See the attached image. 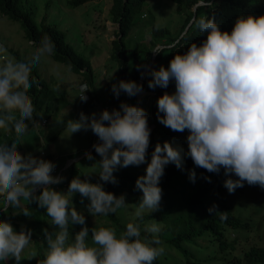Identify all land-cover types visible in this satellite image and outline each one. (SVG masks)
Here are the masks:
<instances>
[{"label":"clouds","instance_id":"clouds-1","mask_svg":"<svg viewBox=\"0 0 264 264\" xmlns=\"http://www.w3.org/2000/svg\"><path fill=\"white\" fill-rule=\"evenodd\" d=\"M193 7L212 8L213 3L198 0ZM193 25L201 36H206L199 45L190 43L185 53L174 55L167 68H137L143 69L141 78L151 77L149 89H167L174 83V92L165 91L157 98V120L171 131L187 130V151L169 142L157 143L149 162L146 157L152 126H148L147 114L137 103L121 102L119 109H105L99 115L81 112L78 119L57 123L66 125L69 137L91 130L98 138L99 143L92 147L101 159L93 166H98L103 183H91L77 175L66 193L51 187L65 179L63 171L61 176L52 174L54 163L17 151L30 124L41 128L34 119L36 109L29 95L37 83L32 70L42 59L55 55V44L47 35L38 45L29 41L35 47L27 61L10 56L5 45L0 44V130L14 135L11 144L0 142V207L7 212L9 208L20 209L23 203L25 217L32 216L28 207L31 203L46 210L56 230H43L47 247L37 264H153L164 254L159 222L152 220L144 227L151 239L142 237L139 225L131 222L117 235L115 227L89 229L85 216L73 206L72 197L79 193L81 203L89 201L86 207L92 217H107L126 209L129 204L124 195L117 197L104 190V183H118L113 174L118 168L147 164L145 174L135 182V189L142 192L134 213L140 219L146 211L152 213L160 208L163 192L159 183L165 167L173 164L183 170L186 158L209 173L219 174L223 169L225 177H229L223 187L229 194L245 183L264 189V15L237 17L230 33L221 31L215 18L204 13L192 17L189 27ZM153 53L159 54V48ZM140 82L120 80L111 91L116 98L122 92L135 97V102L140 94V103L141 95L152 94L143 91ZM87 91V84L81 86L80 94L77 91L81 102L87 101ZM86 159L94 157L86 153ZM233 175L237 178L232 179ZM204 179L211 183L209 177ZM189 180L195 183L194 170H189ZM207 211L218 213L221 221L227 220L226 212H218L215 204ZM74 225L81 228L73 236L70 228ZM31 236V230L23 226L17 232L10 222L0 221V261L13 258L20 264L22 253L33 244ZM30 256L35 258L37 252L32 250Z\"/></svg>","mask_w":264,"mask_h":264},{"label":"trees","instance_id":"trees-1","mask_svg":"<svg viewBox=\"0 0 264 264\" xmlns=\"http://www.w3.org/2000/svg\"><path fill=\"white\" fill-rule=\"evenodd\" d=\"M90 1L94 0H68V5L75 8L90 3ZM175 1L179 5V9H176V15H178V17L171 19L169 25L166 26H158L151 20L149 42L146 45H141L140 51L133 50L136 63L133 67V80L138 81L140 76L138 74L139 72H137V66L150 64V68H155L157 70L160 66L167 68L169 61L175 54H183L187 51L190 43H197L199 45L203 39H206V36H201L194 25L192 27L188 26L193 16L199 17L204 13L208 18L214 17L221 31H228L230 33L237 17L241 15H264V0H212V8L199 9H194L193 7L198 0ZM25 7L24 0H0V16H4L10 21L19 23L28 42L35 41L36 45H38L44 35L49 36L55 44V55L51 56L52 60L66 65L74 74H82L86 80L92 83L93 74L90 62L83 55L77 54L74 48L68 44L66 36L62 31L43 23L37 25L34 21V17H32L31 11L26 10ZM142 9H148L145 0H112L109 9V21L117 24L118 30L116 31L117 39L112 41L113 52L111 59L121 61L125 57L128 49L124 45V41L129 36L132 28L136 26L138 22L137 17H140V15L145 12ZM32 46L35 47V45ZM156 46H162V48L159 49V54H154L152 57V50ZM138 53H140L143 58V64L137 62ZM16 58L21 60L19 57ZM124 60L125 61L121 65V79L125 77L127 70V59L124 58ZM32 77L37 81L29 91V95L36 109L34 118H37L36 116H38L39 113L45 112L48 120L49 115L51 116L52 113H56L64 102L66 89L65 87L62 88V85L58 82L54 83L56 84V86H54V84L52 85L49 81L45 80L38 74L36 66L33 67ZM149 79H151V77L145 75L140 84L143 85V90L152 92L150 96L151 100L143 107L141 103H143L146 95L143 94L140 98L141 103H138L137 106L145 110L148 117V126H152L150 146L147 150L146 157L150 162L151 154L157 143L163 145L164 142H169L173 147L187 151L186 137L188 132L187 130L184 133L174 132L158 122L157 98L165 91L169 93L174 92L175 86L174 83H171L167 89L159 87L154 90L149 89ZM89 81L87 82L90 83ZM134 98L135 97L128 98L126 103L135 105ZM112 104L113 103L110 102V104L106 106L108 111L113 108ZM65 127L66 125L64 123L50 124L47 122L45 133L44 130H42V135L45 137L46 143L57 140ZM29 129H31V124L29 125ZM29 134L33 135L34 142L39 143V136H37L35 132H30L29 130ZM21 139L26 145L31 143L27 142L24 137ZM4 141L11 144L14 141V135L5 134L0 130V142ZM19 145H21L20 142ZM19 145H17V148ZM19 149L26 150L25 146ZM89 153H91L92 156L95 154L93 147ZM83 157H86V155ZM72 164L73 162L69 165L67 170L71 168ZM146 167L147 165L141 167V171H130L129 168H122L120 173L114 175L118 183L115 185L104 183V190L112 192L117 197L124 195L125 202L129 204L127 209L132 208L131 210L135 211V205L142 196V192L135 189V182L139 176L145 174ZM67 170L63 174L65 178L64 181L58 185H54V190L58 191V189L62 188L68 189L70 181L81 174L80 168L68 172ZM189 170H194L196 173L195 183L189 180ZM204 177H209L211 183L207 182ZM227 178L229 177H225L223 169L219 174L209 173L202 168L195 167L190 158L185 159L183 170L177 169L173 164H169L165 167L164 175L159 183V187H161L163 192L159 210L152 213L146 212L142 219L135 216L131 222L137 224L136 222L138 220L140 226L145 223V221L150 222L155 220L159 222L161 227L159 238L164 248H172L174 254L171 256H162L164 260L171 257L170 262L161 261L159 257L153 264H203L204 260L209 261L213 258L215 260L225 259V255L219 257L214 255L215 246L222 251L228 249L232 254L234 261L229 262L228 259H226V263L224 264H264V247H259L255 244L247 245L239 243L240 240L242 241V236H245L250 230L258 227L259 223L253 215L260 213L248 212L243 217L241 215L236 216L232 212L231 207L225 199L227 189L223 187V183ZM231 178L235 179L237 177L233 175ZM87 179L91 183H103L99 180L98 175L89 176ZM39 191L40 190L36 191V194H39ZM242 191V188L236 189L233 197L237 199L241 197L244 198ZM81 199L80 194L76 193L72 197V203L87 209L86 206L89 201L84 199V202L81 203ZM213 204L217 205L218 212H226L227 220L221 221L218 213L209 214L207 210ZM23 206L24 204L20 209L9 208L7 212L3 211L2 207H0V221L10 222L17 232L21 230L22 226L26 231L31 230V240L35 242L40 241L42 243V248L46 249L47 245L44 241L45 237L43 230L48 229L49 232L53 231V227L49 226L50 218L47 216L46 210L39 208L36 203H31L28 207L33 211L32 216L25 217L22 215ZM128 216L132 218L131 214ZM96 217H98L99 220H105L101 223L102 227H115L117 235L125 230L126 226L121 223V218L117 213L110 214L107 217L101 215H97ZM79 227L81 228L80 225ZM141 235L142 237L148 236V238L151 239L148 234L143 235L141 233ZM205 240L211 243L212 256H210L205 249L200 248L203 245L198 242H205ZM205 244H207V242H205L204 245ZM190 248H193L194 251L190 250ZM41 250L42 249L35 250L39 254L35 258H32L29 254L30 259L27 261V264H37L39 259H43L44 252ZM203 253L206 254V257L203 256ZM24 261L25 259H23L22 262ZM0 264H7V262L0 261Z\"/></svg>","mask_w":264,"mask_h":264},{"label":"rangeland","instance_id":"rangeland-1","mask_svg":"<svg viewBox=\"0 0 264 264\" xmlns=\"http://www.w3.org/2000/svg\"><path fill=\"white\" fill-rule=\"evenodd\" d=\"M145 1L148 9H142L145 12L140 15V17H137L138 22L136 26L132 28L129 36L124 41V45L128 49L124 57L127 59V70L125 77L121 79V65L125 60L124 58L121 61L111 59L113 52L112 41L117 39L116 31L118 30L117 24L109 21V9L112 0H94L75 8L68 5V0H24L26 10L31 11L36 24H47L62 31L66 36L68 44L74 48L77 54L83 55L90 62L92 68L93 82L91 83L89 80H86L82 74L72 73L66 65L53 61L51 57L42 59L41 63L36 65L37 72L40 76L49 81L52 85L58 82L62 85V88L65 87L66 89L64 95V105L66 106L61 110V114H65L59 115L60 120L58 121L78 119L81 112L85 115H91L92 113L99 115L102 110L106 109V106H108L110 102L113 103V108L110 111L113 109H119L120 103H126V100L130 98L123 92L120 94L119 98H116L111 91L112 85L118 83L120 80L137 82V80L132 79L134 71L133 67L136 65L133 50L140 51L141 45H146L149 42L151 20L158 26H166L169 25L171 19L178 17V15H176V9H179V5L175 0ZM0 44L5 45L10 56L15 58L19 57L21 60L25 61L31 59L32 52L34 51V46L29 44L19 23L10 21L4 16H0ZM157 47L159 48L162 46L154 47L152 55H154L153 51L156 50ZM137 62L143 64V58L140 53L137 54ZM137 72H139L138 74L140 75L141 71ZM82 80L90 82H87L89 91L86 92L88 97L86 102H81L77 96L79 82ZM54 86H56V84H54ZM150 96L151 94H146L143 103H141L140 100L143 107L150 102ZM44 116L45 112H41L36 117H38L37 119L40 122ZM50 118L55 119L56 115L52 113L51 116L49 115L48 119L50 120ZM24 138L27 142H31L34 145L32 148L34 152L40 151L41 148L38 143L33 141L32 134L28 133ZM19 142L21 143V146H24L22 140ZM95 143H99V141L91 130L80 131L69 137L65 127L57 140L48 143L46 148L48 149L47 153L51 162L58 166L56 169H61L60 167L63 165L62 167L65 168L62 169L61 172L63 171L65 173L67 167H69V160H74L71 168H69L67 172L80 168V178L84 180L87 178L84 175L94 176L99 173L98 166H93L94 163L101 159L99 155L95 152L93 155L94 160L91 161L87 160L86 157H83L86 153L90 152V148H92V145ZM24 155H28L26 151L24 152ZM145 165L147 164H142L139 167L129 166L127 168H129L130 171H141V167H144ZM121 169L122 168H118L113 174L116 175L120 173L122 171ZM51 187L55 189L54 185ZM242 190L244 198L241 197L240 199L234 198V193L229 194L226 190L225 199L231 207L232 212L236 216L241 215L243 217L248 212H259L260 214L253 215L259 223L258 227L250 230L245 236H242V241L240 240L239 243L247 245L255 244L259 247H264V189H261L258 185L249 186L245 183ZM58 191L66 193L67 189L62 188L58 189ZM73 206L78 212L85 216L88 228L94 226L97 228L102 227L101 223L105 220H99L96 216L92 217L87 209H84L81 206H76L74 204ZM131 209L132 208H126L117 211V215L121 218V223L125 226L127 223L132 222L135 217V211ZM130 214L132 215V218L128 216ZM136 223L139 225L143 235L148 234L144 232V227L149 223L148 221H145L141 226L138 220ZM49 226L53 227V229L51 228L53 231L56 230L55 226L51 225L50 221ZM79 231V225H74L70 228V232L73 236ZM148 235L151 237V234ZM32 242L33 244L22 253L20 264H27V261L30 259V251L42 249L41 251L44 252L46 250L42 248V243L40 241L35 242L32 240ZM205 242H207V244L204 245ZM205 242H198L203 245L200 248L205 249V251L212 256L211 243L207 240H205ZM190 250L194 251L193 248H190ZM173 254V249L166 247L162 256H171ZM38 255L39 254L37 253V256ZM214 255L216 257L225 255V259L215 260L213 258L209 261L204 260L203 264H224L226 263V259H228L229 262L234 261L232 254L228 249L222 251L215 246ZM162 256H160V258L158 257L161 261H171V257L164 260ZM203 256L206 257V254L203 253ZM23 259H25L24 262H22ZM6 262L7 264H16V261L13 258H9Z\"/></svg>","mask_w":264,"mask_h":264},{"label":"crops","instance_id":"crops-1","mask_svg":"<svg viewBox=\"0 0 264 264\" xmlns=\"http://www.w3.org/2000/svg\"><path fill=\"white\" fill-rule=\"evenodd\" d=\"M83 83H85V84H87V82L85 81V80H82V81H80L79 82V86L81 85V84H83ZM88 85V84H87ZM66 105H64V102L62 103V105H61V107L59 108V110L56 112V113H54L55 115H56V118L55 119H51L50 118V120L48 119L47 120V118L45 117L46 116V114H45V116L41 119V121L39 122L38 121V117L37 118H34L35 119V121L37 122V123H39L40 124V126H41V128H33L32 127V125H31V129H29L30 130V132H35V134H37V136H39V146H40V151H38V152H34L33 150H32V148H33V146L34 145H32L31 143H28L27 145H26V143L23 141V143H24V146H25V148H26V150L25 149H19V148H23L24 146H21V145H19L18 146V148H17V151L21 154V155H23L24 154V152L26 151L27 152V154H33V156H35V157H37V158H41V159H44V160H47V161H51L50 160V158L48 157V153H47V148H46V145L48 144V143H46L45 141V137L42 135V130H44V133H45V127H46V124H47V122H49L50 124H56L57 123V121L58 120H60V118H59V115H62V114H65V113H62L61 114V110L65 107ZM38 138V137H37ZM54 142V141H53ZM69 158V157H68ZM72 158V157H71ZM63 166V165H62ZM62 166L60 167V168H62ZM57 168H58V166H56ZM56 167H55V169H56ZM57 171H59L60 169H56Z\"/></svg>","mask_w":264,"mask_h":264},{"label":"built area","instance_id":"built-area-1","mask_svg":"<svg viewBox=\"0 0 264 264\" xmlns=\"http://www.w3.org/2000/svg\"><path fill=\"white\" fill-rule=\"evenodd\" d=\"M83 84H85V83H83ZM83 84H81L80 86H79V94H80V88H81V86L83 85ZM85 95H86V93H85ZM87 96V95H86ZM61 170H59V171H57L56 169H54V172L52 173L53 175H56V176H61ZM38 190V189H37Z\"/></svg>","mask_w":264,"mask_h":264},{"label":"water","instance_id":"water-1","mask_svg":"<svg viewBox=\"0 0 264 264\" xmlns=\"http://www.w3.org/2000/svg\"><path fill=\"white\" fill-rule=\"evenodd\" d=\"M188 26H189V25H188ZM186 30H187V28H186ZM186 30H185V31H186ZM159 48L161 49L162 47H159ZM153 56H154V55H152V57H153ZM148 66L150 67V64H149ZM141 80H142V78H141V73H140V77H139L138 82H140ZM138 97H139V95L136 96V98H137V102H136V103H137V104H138Z\"/></svg>","mask_w":264,"mask_h":264},{"label":"bare ground","instance_id":"bare-ground-1","mask_svg":"<svg viewBox=\"0 0 264 264\" xmlns=\"http://www.w3.org/2000/svg\"><path fill=\"white\" fill-rule=\"evenodd\" d=\"M69 161H72V160H69ZM69 161H68V162H69ZM69 163H70V162H69Z\"/></svg>","mask_w":264,"mask_h":264}]
</instances>
